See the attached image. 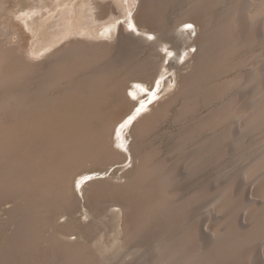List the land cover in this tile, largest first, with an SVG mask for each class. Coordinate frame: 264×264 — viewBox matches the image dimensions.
Instances as JSON below:
<instances>
[{
    "label": "bare ground",
    "instance_id": "6f19581e",
    "mask_svg": "<svg viewBox=\"0 0 264 264\" xmlns=\"http://www.w3.org/2000/svg\"><path fill=\"white\" fill-rule=\"evenodd\" d=\"M47 1L20 0L11 5L9 0H2L6 8H0V17L5 16L4 9L7 13L16 6L22 10L36 8V11L52 8L53 3ZM178 1L182 0L135 1L140 15H134L135 24L152 28L150 25L153 26V22L157 21L155 27L146 33L157 39V42L166 44L168 40L163 35L166 33L162 29L157 31L156 24L161 26V21H164L163 12ZM188 1L189 10H185L174 29L176 31L182 24L191 23L198 31L197 38L190 45L197 48L195 59H198L190 66L192 69L189 73H180L182 81H178V94L186 99L182 108L183 115L195 112L201 100L204 104H210L226 96L241 83L252 87L254 101L250 103L245 98L236 103L232 98L224 100L223 105L201 116L195 126L192 125L182 136L181 143L184 145L198 133L214 131L233 120H243L238 125L237 135H254L257 142L246 144L241 139L234 141L230 129L224 128L200 142L197 154L189 159L191 161L182 162L181 167L184 164L185 173H164L167 161L156 160L157 149L138 145L135 136L159 125L167 117L166 101L163 104L165 107L144 116L132 128L130 135L133 142L129 147L135 164L123 174L125 178L131 176L130 180L127 178L128 181L121 184L110 180L92 182L89 189L98 188H95L96 191L91 189L93 193L88 196L87 202L96 205L90 206L92 210L95 208L91 210L92 213L98 212L100 206L97 204L102 206L103 201L106 203L103 196H109V202L116 203L111 206L119 207L124 214L121 225L124 238L120 239L123 242L122 250L137 247L148 248L147 252H150L152 244H156L153 249L157 248L160 255L157 258L152 255V264H251L252 260L247 254L249 251H245L254 244H260L256 264H264V152L252 161L248 158L264 147V69L250 70L245 76L239 74L224 77L246 61H234L233 57L242 50H252L264 40V0L231 3L212 19L207 17V21L203 19L205 14L213 7L229 3L228 0ZM117 2L120 3V0ZM89 6L95 11L89 23L95 20L100 23V28L117 23L112 20L101 23L103 19H108L103 18L105 11L99 13L101 5L98 6L96 2L89 3ZM151 12L159 16V20L151 19ZM146 20L150 23L149 27H146L147 23L143 25ZM7 22L0 21V202L12 200L20 202V205L15 203L17 207L12 210L16 211L17 220L14 239L7 240L0 232V264H58L46 258L48 252L60 253L63 258L61 264H102L87 244L66 242L57 237L56 233L46 240L44 234L54 227L58 214L63 217L68 214L71 218L73 215L70 212L76 211L75 183L81 172L92 168L101 169L124 158L122 152L114 148V130L127 116L123 115L122 107L134 105L129 99V92L134 95L140 93L134 90L136 88L131 86L132 83L138 86L149 85L150 80L143 79L146 75L156 74L162 68L167 69L166 65L159 62L163 55L154 56L162 58L157 62L154 59L145 60L139 57L140 52L134 53L131 50L134 48L130 46L128 49L118 46V51L113 53V37L105 42L100 40L104 38L105 32L101 31V36L99 34L93 40L79 39L71 32V38L64 45L44 58L50 61L48 65L40 61L41 65L37 62L40 59L30 54L26 38L21 37L23 32L18 28L11 33L15 22L9 25ZM257 25L254 32L252 26ZM10 36L17 37V43L9 41L12 37L7 41L5 37ZM126 39L137 50L139 44L134 42V38ZM29 54L35 58L29 57ZM163 75L157 74L155 80ZM138 78L140 81L136 80ZM171 101L173 99L169 103ZM227 146L230 152L239 156L238 163L242 168L237 174H229L230 177L222 181V185L210 186L206 190L177 192L178 197L175 191H171L175 184L187 182L185 179H193L207 169L213 170L214 166L217 169L213 172H219V175L227 176L226 171L232 173L233 169L224 164L228 156L225 150ZM191 164L193 167L196 164L193 171L188 168L192 167ZM87 191L88 188H85L84 197H87ZM250 194H254L258 200H249ZM205 202L210 213H213H207L213 215L210 226H205L209 233L201 229L203 225L195 223L197 219L183 226V218L180 220V216ZM73 224L61 225L65 235L76 234L77 224ZM138 240H142V243ZM129 242L137 245L129 246ZM43 243H48L51 248L43 247ZM113 248L116 249V246ZM149 254L151 256V252Z\"/></svg>",
    "mask_w": 264,
    "mask_h": 264
},
{
    "label": "rangeland",
    "instance_id": "374dc122",
    "mask_svg": "<svg viewBox=\"0 0 264 264\" xmlns=\"http://www.w3.org/2000/svg\"><path fill=\"white\" fill-rule=\"evenodd\" d=\"M5 0H3L4 2ZM94 1V2H93ZM137 1V0H135ZM134 0H120V3L117 2V0H48L47 2L53 3V7L49 8L46 7L44 10H38L36 8H26L24 10L21 9L20 6H16V8H12L10 11L5 12L4 9V15L2 16V19L0 21L7 22L14 24V30L12 29L11 33L15 30H21L23 34L19 31V33L22 34L21 37L24 39L26 38L27 44L29 46L28 50H30V54L35 57H31L29 54V57L40 59L37 61L39 64L48 65V62H50L47 59H44L51 51L54 49L64 45L66 41H68L71 36L70 34H73L71 32H74L75 35L79 39L87 40L94 39L97 37V35L101 36V31L105 32L103 39H100L101 41H108L110 38L113 37L115 41L112 42V51L113 53L118 51L117 47L119 48H134L131 49L134 51V53H139V57L150 60L154 59L156 62L158 60L161 65H166V68L159 69L152 74H148L150 77H147L146 75L144 78L141 77V80L149 81V85H139L137 83H132L131 86L136 88L135 91L139 90V94L134 95L131 92L128 93L129 99L133 101V106L129 105V107H122V113L123 115H127L126 118L120 123V125L117 126V129H115L114 133V140H115V146L116 150L119 152L121 151L124 155V158H121L120 160H123L122 162L120 160L114 161L112 163L107 164L103 168H95L89 169L86 172H81V174L76 179L75 183V196L77 202H75L76 205L74 210L70 212L75 218L72 219L73 216H59L57 217L56 222L54 223V230L48 229L50 231L46 232L44 234V238L47 240L49 239L54 233L55 235L62 240L69 242V243H78L83 242L87 244L90 247V251L92 254H94L100 261H102V264H150V260L152 255L156 256V258L160 255L156 244H152V250L151 256H149L150 252H147L146 248H130L126 250H122L121 246H123V242L120 241V239L124 238L123 231L121 229V225L123 224L124 220V214L120 210V208L117 206L113 207L112 204H116L115 202L111 203L109 202V196L105 195L103 196L105 198V203L103 201V205L101 206L100 203L97 204V206H100V211L96 212L94 211L92 213V206L93 203L90 205L88 202V196L93 193L94 189H89V184L96 180H110L112 183L121 184L128 180H130V177L125 178L123 174L127 172V170H130L133 168L135 164V159L131 154L130 151V144L133 142V137L130 135L132 128L146 115L154 113L155 110L159 109L161 110L163 107H165L163 104H167L166 106L169 111L167 117L162 120L159 125L156 124L149 129L145 133H139L136 134V143L147 149H157L155 151L158 152V155L156 157V160L158 161H167L168 166L166 168V171L164 173H170L171 175H176L177 173H180L184 171L183 168H185L184 164L183 167H181L182 162L185 163L192 157H194L197 154L198 144L205 140L207 137L212 136L214 133L222 131L224 128H229L230 133L235 137L234 141H237L239 139L243 140L246 144H254L256 141V137L254 135H237L238 131V125L243 122H237V120H233L231 122L224 123L223 125L217 127L214 131H205L198 133L195 135L192 140L185 142L184 145L181 143L182 136L185 134V132H188L189 129H191L195 124L197 123L198 119L201 116H205L209 114L212 109L217 108L221 105H223L224 100H228L229 98H232L233 102L236 103L237 101L241 100V98H245L246 101H249L250 103L254 100V94L252 87L248 85L238 84L237 88L230 91L226 96L223 98H219L218 100H215L214 102L210 104H204V102L201 100L200 107L193 113L189 115H183V104L185 102V97L183 95H179V87H178V81H182L181 78H179L180 73L187 74L191 71L192 67H190L192 64L196 63L195 57L197 56V48L195 46H190L193 41L197 38L198 31L194 24L191 23H184L182 24L179 29L174 31L176 28V25H178L181 21L180 18L182 14L185 12V10H189L190 4L188 0H182L178 1L177 3H173L170 8L166 9L165 12H163V19L164 21H161V26L159 23L156 24L157 31L158 29H162L164 37L166 36L167 43H159L157 42V39H154L152 36L147 35L146 32L152 30L153 27H155V23L153 22V26L150 25V23L147 22V20L143 23L144 26H146V23L148 24L146 27H152V28H143L141 26L136 25L133 17L134 15L140 16L139 11H137V2ZM0 8H4L5 5L0 0ZM10 4L18 3L20 0H9ZM14 2V3H13ZM100 6L99 13H103V18L108 17V19H103L101 23H108V21L112 20L117 23L109 24V26H104L100 28V23L97 21H93L89 23V20L92 19L93 15L95 14L94 10H91L90 4H96ZM229 3L221 4L217 7H213V9L210 12H207L203 19L206 21L208 19H212L216 15V13H221L223 10L226 9L231 3L235 2H241L240 0H228ZM46 4V3H43ZM176 6H175V5ZM4 5V6H3ZM87 5V6H86ZM174 5V6H173ZM8 6V5H6ZM1 8V9H2ZM6 8V7H5ZM0 9V11H1ZM105 9V10H104ZM139 9V8H138ZM29 10V11H28ZM31 10V11H30ZM35 10V11H34ZM153 10V9H152ZM90 13H89V12ZM27 12V13H26ZM98 12V11H96ZM113 13V14H112ZM137 13V14H136ZM152 14L156 15L155 13L151 12ZM150 13V18L155 21V19L159 20V16H153ZM113 17H112V15ZM213 14V15H212ZM116 15V16H114ZM9 16V17H8ZM11 16V17H10ZM13 16V18H12ZM92 16V17H91ZM161 17V16H160ZM208 17V19H207ZM210 17V18H209ZM150 19V20H151ZM10 21V22H9ZM39 22V23H38ZM178 22V23H176ZM7 23L5 25H7ZM20 24V26L18 24ZM165 23V24H164ZM98 24V25H97ZM16 25V26H15ZM19 27H18V26ZM22 25V26H21ZM89 25V26H88ZM96 25V26H95ZM114 25V26H113ZM128 25V26H127ZM186 25H192L191 28H186ZM261 25L260 23L258 24ZM257 27L252 26L254 28V32ZM87 26V27H86ZM174 26V27H173ZM25 27V28H24ZM100 29H99V28ZM141 27V28H140ZM159 27V28H158ZM161 27V28H160ZM17 28V29H15ZM24 28V29H23ZM91 30H90V29ZM93 28V29H92ZM99 31H97V30ZM102 29V30H101ZM146 29V30H145ZM173 29V30H172ZM8 32V30H5ZM10 32V30H9ZM50 32V35L48 33ZM93 34H91V33ZM25 33V35H24ZM79 33V34H77ZM160 33V32H159ZM157 33V35H159ZM95 34V35H94ZM181 34H184L185 36L182 37ZM27 35V36H26ZM56 36L52 39L51 43H49V38H52L53 36ZM26 36V37H24ZM72 36V37H73ZM10 37H5L8 41ZM94 37V38H93ZM134 38V42L138 43L137 50L135 46H132V43H129L126 38ZM45 39L48 41L46 42ZM17 37H12L9 41H12V43H17ZM99 40V41H100ZM124 42V45H122ZM128 42V43H125ZM122 46H121V45ZM156 45V47L154 46ZM46 45V46H45ZM36 48V50H35ZM115 48V49H114ZM142 48V49H141ZM170 48V49H169ZM42 49V50H41ZM128 49V48H127ZM174 51V52H173ZM143 52V53H142ZM146 52V53H145ZM169 52V53H168ZM188 52V54H187ZM156 54H162V58H155ZM191 54V55H190ZM196 54V56H195ZM250 59H248L249 55ZM38 56V58H37ZM155 56V57H154ZM246 56V57H245ZM164 58L166 60H164ZM242 58V59H241ZM195 59V60H193ZM244 61V65L242 64L240 68L234 70L233 72L225 75L224 77L232 76V75H246L250 70H257V69H264V40L261 42V44L252 50H242L240 54L233 57L234 61ZM47 60V61H46ZM249 60V61H248ZM42 61V62H40ZM47 62V64H46ZM165 62V64H164ZM167 63V64H166ZM168 65V66H167ZM189 68V69H188ZM164 69V70H163ZM161 70V71H160ZM160 71V72H159ZM163 71V72H162ZM259 71V70H257ZM162 72V73H161ZM154 74V77H153ZM160 74H164L162 78H158L155 80V77H157ZM156 75V76H155ZM152 76V77H151ZM143 78V79H142ZM152 80H151V79ZM154 78V79H153ZM140 79H136L139 80ZM143 80V81H144ZM154 80V81H153ZM144 81V82H145ZM154 85H153V84ZM162 83V84H161ZM162 86H161V85ZM138 86V87H137ZM161 86V87H160ZM177 96V97H176ZM182 96V97H180ZM119 97V96H118ZM176 97V98H174ZM122 99V95L120 97ZM170 98V99H169ZM172 103H169L170 100ZM165 102V103H164ZM161 103V104H160ZM161 105V106H160ZM163 105V106H162ZM170 105V106H169ZM246 105V103H245ZM244 107V106H243ZM170 108V109H169ZM126 111H125V110ZM128 109V110H127ZM126 112L128 114H126ZM172 113V114H171ZM181 115V116H180ZM186 117V118H185ZM193 125V126H192ZM140 137V138H139ZM127 138V139H126ZM129 138V139H128ZM201 140V141H200ZM195 141V142H194ZM126 142V143H125ZM183 146L181 147L180 146ZM245 144V145H246ZM197 146V147H196ZM181 147V148H180ZM262 147V146H260ZM225 150L228 154V156L224 160L225 167H229L233 169L232 173L226 171V175H219L216 172H213V170L217 169V166H214L212 169L205 170V173L198 174L197 176H194V178H187V182L181 181L178 184H175L174 187H172L171 191L176 192V196L178 197V193L187 192V191H193V190H206V188L212 186V188L215 186L222 185L225 179L229 178V174L231 176L237 174V171L239 172L242 168V165L238 163L239 156L236 153L230 152L229 146L227 148L225 147ZM262 152H264V147L257 152L254 156H250L249 161L254 160L256 157H258ZM199 153V152H198ZM231 153V154H230ZM230 156V157H229ZM228 158V159H227ZM191 161V160H189ZM119 162V163H118ZM203 162V160L201 161ZM192 165V164H191ZM90 166V164H88ZM196 166V164H195ZM194 166V167H195ZM106 167V168H105ZM193 167V165H192ZM191 166L190 171L194 170V167ZM85 168V167H84ZM82 168V169H84ZM105 169V170H104ZM220 171V170H219ZM236 172V173H235ZM182 173H185L182 172ZM131 174V173H130ZM181 175V173H180ZM225 176V178H223ZM112 177H117L115 179H111ZM125 180V181H124ZM215 181V182H213ZM244 187L247 186V184H243ZM86 186V187H85ZM195 187V188H194ZM88 188V191L85 196L84 189ZM190 188V190L188 189ZM187 189V190H186ZM97 189H95L96 191ZM186 190V191H185ZM186 195V194H185ZM180 196H184V194H181ZM104 198H101L100 200H104ZM107 198V200H106ZM87 199V200H86ZM249 200H258V198L254 194L249 195ZM88 201V202H87ZM14 202V203H13ZM109 202V203H108ZM253 202V201H252ZM20 205V202L10 201V200H3L0 202V232L1 234L6 237L8 240L14 239V234L17 228V220L15 218V212L12 211L15 210L17 205ZM207 202H205L201 206H195L194 208L188 209L180 216V220L183 222L182 225L185 226L189 222L191 223L194 219H197L195 221L196 224L200 223L199 225H203L201 229L206 233H209V229H206L207 226H210L211 224V218L213 213H210V208L207 207ZM89 207H88V205ZM78 205V206H77ZM204 205H206L204 207ZM90 206H92L90 208ZM203 207V208H202ZM207 208V209H206ZM92 210V211H91ZM197 210V212H196ZM201 210V212H200ZM197 213V214H195ZM210 213V214H207ZM208 218L207 217V215ZM206 215V216H205ZM200 216V217H199ZM207 218L204 220V218ZM59 218V219H58ZM68 218V219H67ZM203 218V219H202ZM74 220V221H72ZM192 220V221H191ZM203 220V221H202ZM72 223H71V222ZM102 221V222H101ZM69 222V223H68ZM198 222V223H197ZM203 222V224H201ZM245 224H247L246 221H243ZM77 224L78 230L80 231L79 235H76L77 232L75 231V235L73 233H68L67 236L64 234L63 230L61 229V225L65 224ZM101 223V224H100ZM207 223V224H206ZM74 225V224H73ZM75 226V225H74ZM206 226V227H205ZM80 227V228H78ZM83 229V230H80ZM177 230H179L177 228ZM180 231V230H179ZM176 232V231H174ZM84 233V235H83ZM82 234V235H81ZM81 235V236H80ZM170 235V234H168ZM2 237V236H1ZM101 237V238H99ZM99 239V240H98ZM142 241V240H138ZM148 241V240H146ZM144 240V242H146ZM153 241V240H152ZM151 242V241H150ZM130 243V242H129ZM128 245H137L130 243ZM139 243V242H137ZM142 243V242H141ZM44 244V245H43ZM43 247L48 248L50 245L48 243H43ZM139 245V244H138ZM146 245V244H142ZM260 244H254L250 246L245 252L249 251L247 254H249L248 257H250L252 260L251 264H256L258 262L257 256L259 255V246ZM116 246V249L113 248ZM110 247V248H109ZM51 248V247H50ZM151 249V248H150ZM136 250V251H135ZM149 250V249H148ZM252 250V251H251ZM258 250V251H257ZM153 252V254H152ZM251 253V254H250ZM51 254V255H50ZM53 254V255H52ZM58 254V255H57ZM133 254V255H129ZM147 254V255H146ZM256 254V255H255ZM47 259H51L54 262H58V264L63 263V258L60 253H46L45 254ZM54 259H52L50 256ZM100 256V257H98ZM150 257V258H149ZM257 257V258H256ZM149 258V259H148ZM153 258V257H152ZM155 258V257H154ZM59 259L60 262H59ZM149 262V263H148ZM254 262V263H253ZM158 262H156L157 264ZM152 264V263H151ZM247 264V263H245Z\"/></svg>",
    "mask_w": 264,
    "mask_h": 264
},
{
    "label": "water",
    "instance_id": "95a60500",
    "mask_svg": "<svg viewBox=\"0 0 264 264\" xmlns=\"http://www.w3.org/2000/svg\"><path fill=\"white\" fill-rule=\"evenodd\" d=\"M55 37H56V36L54 35L52 38H49V40H48V41H49V43H51L52 39H53V38H55ZM45 41H46V42H48L46 39H45ZM154 46L156 47V45H155V44H154ZM35 50H36V48H35ZM41 50H42V49H41Z\"/></svg>",
    "mask_w": 264,
    "mask_h": 264
},
{
    "label": "snow or ice",
    "instance_id": "6c2138e0",
    "mask_svg": "<svg viewBox=\"0 0 264 264\" xmlns=\"http://www.w3.org/2000/svg\"><path fill=\"white\" fill-rule=\"evenodd\" d=\"M185 27H186V28H191V27H192V25H186Z\"/></svg>",
    "mask_w": 264,
    "mask_h": 264
}]
</instances>
